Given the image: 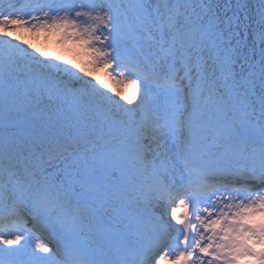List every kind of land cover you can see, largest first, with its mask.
Masks as SVG:
<instances>
[{"label": "snow or ice", "instance_id": "6c2138e0", "mask_svg": "<svg viewBox=\"0 0 264 264\" xmlns=\"http://www.w3.org/2000/svg\"><path fill=\"white\" fill-rule=\"evenodd\" d=\"M242 260L264 264V0H0V264Z\"/></svg>", "mask_w": 264, "mask_h": 264}, {"label": "rangeland", "instance_id": "374dc122", "mask_svg": "<svg viewBox=\"0 0 264 264\" xmlns=\"http://www.w3.org/2000/svg\"><path fill=\"white\" fill-rule=\"evenodd\" d=\"M247 3L250 5H255L256 0H246ZM251 14H255V8L251 9ZM23 36V39L27 40L28 43H30L33 48H39L41 51L47 53L48 58H54L56 56H63L66 59L72 58L71 52L67 50L66 47L62 46L61 44L57 43L56 40L48 36L44 33H18ZM18 42V41H16ZM27 46V45H23ZM30 51L32 49H29ZM38 55V54H37ZM45 57H41V59H44ZM97 80H104L105 75L101 71H96L94 73Z\"/></svg>", "mask_w": 264, "mask_h": 264}, {"label": "bare ground", "instance_id": "6f19581e", "mask_svg": "<svg viewBox=\"0 0 264 264\" xmlns=\"http://www.w3.org/2000/svg\"><path fill=\"white\" fill-rule=\"evenodd\" d=\"M240 264H245V261L242 260V261L240 262Z\"/></svg>", "mask_w": 264, "mask_h": 264}]
</instances>
